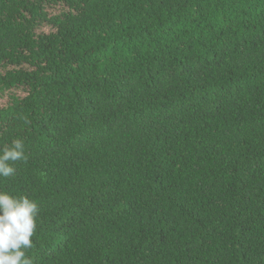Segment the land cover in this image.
<instances>
[{"label": "trees", "instance_id": "trees-1", "mask_svg": "<svg viewBox=\"0 0 264 264\" xmlns=\"http://www.w3.org/2000/svg\"><path fill=\"white\" fill-rule=\"evenodd\" d=\"M18 135L36 264H264V0H0Z\"/></svg>", "mask_w": 264, "mask_h": 264}, {"label": "clouds", "instance_id": "clouds-1", "mask_svg": "<svg viewBox=\"0 0 264 264\" xmlns=\"http://www.w3.org/2000/svg\"><path fill=\"white\" fill-rule=\"evenodd\" d=\"M27 159L25 140L18 135L0 147V178L15 177L17 162ZM39 213L36 199L0 188V264H36L29 251L33 248Z\"/></svg>", "mask_w": 264, "mask_h": 264}]
</instances>
